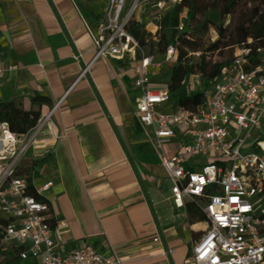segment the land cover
Instances as JSON below:
<instances>
[{
  "label": "crops",
  "instance_id": "obj_1",
  "mask_svg": "<svg viewBox=\"0 0 264 264\" xmlns=\"http://www.w3.org/2000/svg\"><path fill=\"white\" fill-rule=\"evenodd\" d=\"M106 8L107 0H0V58L9 68L0 101L18 106L33 94L47 97L43 118L67 94L51 122L25 136L24 159L48 156L33 186L52 185L40 195L66 223L57 233L61 254L88 245L121 264H189L206 231L204 214L197 207L190 218V204L176 208L135 119V63L99 59L80 78ZM168 147L166 156L177 148Z\"/></svg>",
  "mask_w": 264,
  "mask_h": 264
},
{
  "label": "built area",
  "instance_id": "obj_2",
  "mask_svg": "<svg viewBox=\"0 0 264 264\" xmlns=\"http://www.w3.org/2000/svg\"><path fill=\"white\" fill-rule=\"evenodd\" d=\"M184 1L107 0L103 21L93 37L94 58L80 78L99 59L135 63V119L160 158L176 208L196 205L208 225L192 248L189 264H264V61L246 72L237 59L234 69L216 77L203 92L200 104L188 110L173 102L167 86L157 89L151 79L153 71L174 62L175 50L169 48L157 64L143 55L126 31L131 20L141 22V13L152 8L155 23L145 29L155 33L166 10ZM186 17L185 9L179 15L180 31ZM260 53L264 54V49ZM8 72L0 58V79ZM185 90L188 95L193 93L188 92V86ZM66 96L31 132L51 122ZM172 144L176 150L164 155L162 148ZM28 153L25 136L13 135L6 124L0 125V218L8 221L2 243L19 252V264H121L114 254L102 255L88 245L60 253L57 233L66 223L48 203L27 195V182L15 179ZM51 187L47 184L36 192L40 195ZM173 254L169 252V256Z\"/></svg>",
  "mask_w": 264,
  "mask_h": 264
},
{
  "label": "trees",
  "instance_id": "obj_3",
  "mask_svg": "<svg viewBox=\"0 0 264 264\" xmlns=\"http://www.w3.org/2000/svg\"><path fill=\"white\" fill-rule=\"evenodd\" d=\"M205 5L207 6V0H185L181 6L172 9L159 20L155 33L148 32L142 21L138 22L134 19L126 27L127 33L137 42L143 55L147 58L159 57L163 60L169 48L175 50L174 62L168 64L170 65V76L167 90L175 104L188 110H192L200 104L203 92L216 77L234 69L237 59L241 60L242 67L246 72L254 71L262 65L260 52L264 49V13L255 10L246 24L235 32L236 44L241 49V53L232 62L218 64L213 68V74L209 75L207 58L226 47L228 27L230 26L228 21L236 16L238 2L237 0H218L219 9L216 11V20L206 19L201 24L193 26L191 33L188 32L197 10L202 7L206 10ZM185 9L187 17L182 31H180L179 15ZM209 24L215 29L216 39L213 43L207 44L203 38L198 36V33L207 28ZM162 32H168L169 38H167V34L162 35ZM188 51L191 55H198L197 61L191 66H186V62L189 61ZM138 56L140 57V55ZM190 77L199 79L201 90L188 95L185 89ZM51 105L49 98L39 94H33L23 99L18 106L12 101H0V125L6 124L9 132L13 135L26 136L36 127L41 118L42 109ZM134 151L150 153L151 149L147 146H137ZM47 162L48 156L41 160H23L15 174V179L27 182V195L40 203H47V201L37 194L33 182L38 175L37 169ZM188 213L191 218L193 213L200 212L196 205L190 204ZM204 220L207 231L208 225L205 216ZM7 224L8 221L0 218V252L3 250L2 232ZM195 241L197 243L199 240ZM9 257L10 260L14 259L19 264L18 251H11ZM10 260H6L5 264H10Z\"/></svg>",
  "mask_w": 264,
  "mask_h": 264
},
{
  "label": "rangeland",
  "instance_id": "obj_4",
  "mask_svg": "<svg viewBox=\"0 0 264 264\" xmlns=\"http://www.w3.org/2000/svg\"><path fill=\"white\" fill-rule=\"evenodd\" d=\"M130 1V0H129ZM238 5L236 7V16L231 20L230 26L228 27V40L226 47L212 55H209L207 58L208 72L209 75L213 74V68L216 67L221 62H232L233 59L241 53V49L236 44V30L246 24L249 18L252 15V12L255 10H260L264 13V0H237ZM129 5H127L128 9ZM206 10L202 8L198 9L196 12V16L194 18L193 23L190 26V30L188 32L191 33V29L193 26L201 24L204 20L209 19L210 21L216 20V11L219 9L218 0H207V6H204ZM171 9L166 10V14L169 13ZM140 20L144 25H150L155 23V10L152 8H147L140 15ZM135 20V19H134ZM227 22V25H228ZM163 34H167V38H169L168 32H162ZM198 36L204 39V41L209 44L213 43L216 39V32L214 27L208 25L203 31L198 33ZM188 60L186 62V66H191L198 59V55H191L188 51ZM261 59L264 61V54L261 53ZM157 64L162 63V59L159 57L155 58ZM170 65L163 64V67L160 70H156L152 72L151 79L153 83L157 85V89H164L166 87V83L168 84L169 80V71ZM188 92H196L201 88V83L197 78L190 77L188 82ZM169 147L166 146V150ZM5 250V251H4ZM12 250V247L8 244H3V250L0 252V264H5L6 260H10L9 254ZM18 262L14 259L10 260V264H17Z\"/></svg>",
  "mask_w": 264,
  "mask_h": 264
}]
</instances>
